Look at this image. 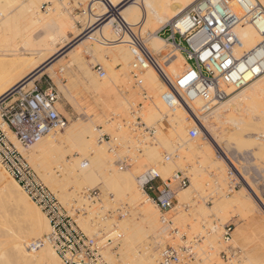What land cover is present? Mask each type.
I'll list each match as a JSON object with an SVG mask.
<instances>
[{"label":"bare ground","instance_id":"bare-ground-1","mask_svg":"<svg viewBox=\"0 0 264 264\" xmlns=\"http://www.w3.org/2000/svg\"><path fill=\"white\" fill-rule=\"evenodd\" d=\"M196 1L198 0H89L88 12L85 14V16L81 17L84 28L80 30L76 28L75 24L72 21H70L72 17L67 18L68 15L65 14L63 10H56L53 7H49L45 12L39 11L38 4H40V1L38 2V4H36L35 0H24V4L22 5L20 4L19 0H0V7L4 6L2 8V10L4 9L3 12L0 13H5L2 18L3 20L0 22V29L8 27L10 29V32L12 29V33L10 34V39H12L11 41H15L14 39H16L17 37L22 38V40L24 38H28L26 39L28 43L31 41V46H24L23 44L26 42H22L20 46L29 48L33 46L30 52L27 53H13L20 49V47L18 46L19 49L17 50L16 44L13 45L14 48L2 49V53L0 52L1 54H3V51L5 53H9L3 54L1 56L13 55L14 57L16 55L18 57H21L20 59H18L17 57V61H13L11 59L13 61L12 64H10L12 68L8 70L7 74L0 77V97L13 87L22 85L26 81H28L26 83L31 84V82L37 76L44 73L53 76L52 74L55 71V63H60L59 61L62 58H59L54 63H50V61L57 54H59L60 52L62 53L63 50H65L64 48H66L69 43L77 39L83 32L86 35L83 40H80L76 43V45L69 49L65 53V55L69 56V58H77L73 61L77 66L76 68L78 69V72H80L79 74L83 75V79L87 86H90L92 88V96L90 95L92 98L91 103H94L95 106H97V109H93L95 108V106H88V108L86 105L85 108H88V110H83L86 111L84 113H90V115L94 116L90 119L82 118V120H80V118H77L76 120H73V122L68 126L66 125V127L63 129L64 131L61 133L57 131L52 133L49 132L47 135L39 139L34 145H32L29 150H24L15 141L14 143L23 154V156L32 165V167L36 169L38 175L45 183V185H47L49 189L56 194L62 204L70 203L72 197L75 196L76 191H80V189L84 187L89 188L94 184L102 183L105 188H113L112 191L115 190L114 193L120 196H125L127 202L136 207L138 216L127 218L122 220L119 224H114V227L116 226V230L114 232L111 231V234L109 233L104 238V241L108 240V236L114 234L115 232L117 233V231L120 230L119 235L121 237V243L118 251L115 253L113 251L111 252L110 249H106L104 254L109 264L157 263V254L150 247L146 246L144 251L141 253L134 250L131 244L135 235H137V233L139 232H137L136 230L137 226H139L140 228H147L156 236H164V233L162 232L163 229H161V231L156 230V227L159 223V218L155 205L152 204V202L146 197L143 198L140 192H138V190L136 189V185L134 184V173L139 172L143 164L142 162L149 161L154 163L155 166L150 167L152 174H156L161 178H166V176H168L173 170L174 166H179L180 164H182V161L189 156V151L190 153H192L193 151H198V153H201L203 161L205 162L214 160L213 152L214 148L216 150V146L217 148H219V138L216 134H212L206 129L204 123L194 114V108H197L199 112H202L210 109L218 103H220V106H222L230 101V99L232 100L235 97L247 101V103L253 104L257 93L259 91H264V54H262V51L264 52V12H262L255 21H252V19L250 18L234 28V31L241 42L239 46L233 48L234 57L240 59L239 73L241 74L240 78L242 79L243 84L242 86L238 87L240 88V90L233 94L230 98L225 100L229 96V94H231V92L233 93V91H235L236 88H233L234 86L227 87L225 89L226 97L216 104H212L210 106H206L205 102L200 97H195L190 101H186V106L182 104L176 105L172 108H167L166 111H164V108L166 106L162 101L161 95L164 91H166V85L164 81H162V77L164 76L166 79L174 82L182 75L185 70L188 69L189 64L187 63L185 57L179 51H177L175 46L170 45L168 49L169 44L166 43V40L163 37L155 35L153 33V28L158 24L165 25L172 22L176 16H178L181 12H183ZM64 2L65 0L63 1V3ZM263 3L264 2H262L261 5ZM11 6H14L18 9H14L13 14L11 13L10 15H6L7 9ZM231 9L237 14L240 12V7L236 3H233L231 5ZM114 21H122L123 23L130 25L133 32L138 33L141 38H144V45L151 53L153 52L155 54H163L162 58H165L166 64L158 61L156 56L152 54L158 68L152 65H149V67H147V65L146 69L141 73L140 88H145L150 96H148L146 92H144L145 94L141 93L143 98H147L146 100H144V102H142L143 105L147 100L148 102H146L144 110L143 106L140 107L141 110L137 112V117H139L140 123L144 124V127L146 129L155 128L153 126L146 125L142 120V115L147 122L158 120L162 115L168 117L170 123V128L167 129L168 136L163 134L161 130H158L156 141V144L162 146L166 150H169L171 160L166 163H156V160L159 157L157 154V147L154 146L146 149L143 160L139 162L136 161L137 164L133 167V169H130L129 171H120V169L113 167H110L108 169L107 162L109 161L110 163V160H108L106 151L110 155V151L112 152V149H106V145L100 143L102 142V140L97 139V126L94 128V126L92 125V123L95 122L94 119H99L100 114L103 116H107L111 112H124L128 108L127 105H129V108L133 110V107L139 104V101H131L132 103L129 102L128 104V97H133L136 93H138L137 89L134 88L129 93L128 97H125L123 92L118 93V91H114L116 90V88H113L110 84L111 81L106 80V78L105 80L98 82L95 79L91 68L86 67L83 59L82 61H80L83 55L90 54L92 55V57L95 56L96 61L99 62V64L103 65V67H106L109 78L113 81V83L111 82L112 85H115V81L118 82V84H126L127 88L131 90V88H129L130 86H128L130 80L129 77H131L129 75L131 70H128V67L131 66L130 60L132 59V54L129 45L127 44L126 35L122 33L119 36L117 35L118 37H116V32L114 30L115 25L113 26ZM7 30L8 29H6V32ZM6 34H8V32ZM111 62H118L121 65L120 70H112L110 67ZM58 71H64V65L60 66L58 68ZM48 77L50 78V76ZM74 105L75 104H73V106ZM79 105L81 106V104ZM79 105L78 107L77 105H75L77 111L80 110ZM188 109H190L191 112H189ZM255 109L252 106H248V110L250 112L247 113H254V111H256ZM165 112L166 115L164 114ZM127 114L129 115L130 113L127 112ZM117 115L118 114H116L115 116ZM134 115L135 114H133V117H136ZM187 115H193L191 116V119L200 129L201 133H199L197 138H195L190 143L188 138L186 137L185 131ZM81 116L84 117L85 115ZM230 117H233V115H230ZM119 118L118 120H120ZM251 118H248L247 120L240 119L237 121H232L239 128L241 126H250L253 121ZM231 119L232 118H230V120ZM258 119L260 122H262L261 118H257V120ZM114 120L112 121L115 123ZM126 120L127 119H125V121ZM112 121L110 122L109 119L104 121L105 125H107V130H109L111 133L114 132V129L112 128ZM114 123L113 126L115 128L116 135L112 134V136L110 134L109 136H112L111 138H113L115 141H118L117 138H124L123 136H125L128 130L126 128L123 129L124 126L120 124L121 122L115 124ZM252 125L254 126V122ZM129 131H131V129ZM156 131H154V134L156 133ZM204 131L205 133H207L206 138H209V142H205V136H203ZM133 134H135V132ZM146 137L147 136L144 137V143L147 140ZM170 137L172 139L175 137L179 139L176 144H178V147L181 148V150H176V152L173 154L172 149H170V146L172 145ZM121 140L119 142H121ZM200 140H202V142H199ZM131 141L132 140H130V142ZM134 143L135 142H133V144ZM138 143L140 146H143V142H141V140H138ZM184 143H186V145L182 148V145ZM120 147L123 146L121 145ZM88 148L92 150V156H87L86 153ZM220 153L222 162L216 161V164L218 165L223 175L225 171L224 165H229V167L235 168L237 173H240L238 172L236 166L232 163V160H230V158H228L225 153H223L222 156V151L220 152V150H218V154ZM67 154L72 156V160H68L66 158ZM118 154L120 155L121 153ZM126 154L128 156L129 152ZM131 155L129 156L132 158ZM164 159L167 160L169 159V157L166 159L164 156ZM109 165H112V162ZM139 173L141 174L142 172ZM188 177L190 180V175ZM222 177L224 179V176ZM250 186L251 185L249 184V187ZM201 188L202 183L200 179L197 176L192 177L190 185L176 193L177 203L175 204L173 209H178L180 205H184L190 199L191 190L199 191ZM252 191L255 197H257V200L259 199L258 201L263 204V202L260 201V198H258V194L256 195L254 190ZM243 193V190L240 188L236 190L232 196L224 195V198L218 200L216 204L214 203V211H216L217 216H220L222 220L224 218L226 219V217H228L226 216L228 215L227 210H230V208H234V210H245L246 212L247 209H249L248 207L250 206V204L247 206V204L249 203L247 202V200V203H244L245 195ZM247 198L248 197H246V199ZM76 203L78 205H85L86 214L83 217L80 216L77 221L79 223V226L87 234H97L98 229H101L105 232L108 230V228L111 229L110 226L114 223V221L112 220V223V221L107 217L101 216L99 214L96 215L97 211H94L93 207H88V205L92 202H89L85 199L82 200V198L78 197ZM90 205H94V203ZM204 209L205 208H203L201 204H198L196 210H194L195 212L193 211V215L196 216V218L194 217L193 219H198L199 216L201 217L202 215H204ZM248 211L250 212V210ZM177 213L178 214L175 217V223L181 224V222H185L186 220H183V216L180 213V210H178ZM198 223L200 222L195 220L192 227L189 226L188 223L185 224L189 228L196 229L198 228ZM185 224L183 223L181 225L186 226ZM222 227L220 234L221 238ZM216 228V225L212 226L211 232H215L217 230ZM235 229L233 228L231 237L232 233L235 234ZM48 232L49 225L43 212L24 192L23 188L16 182V180L0 164V264H64L61 261L60 257L49 245V243L42 240L44 235ZM177 233H179L178 230ZM186 234H184V236ZM211 234L212 233H210L209 235ZM185 237H188L189 239V235H186ZM231 237L228 241H224V239L222 238L223 243L228 244L231 241ZM163 238L165 237H162V239H158V241L163 240ZM39 240L43 241L42 244L35 250H30V244ZM203 240L206 241L205 238ZM178 243H176V245ZM187 246L185 244V247ZM187 248L188 249L185 252L192 253L193 250L190 247ZM222 251L233 254L231 250L228 249V246H226V249ZM227 264L235 263H232L231 261Z\"/></svg>","mask_w":264,"mask_h":264},{"label":"rangeland","instance_id":"rangeland-1","mask_svg":"<svg viewBox=\"0 0 264 264\" xmlns=\"http://www.w3.org/2000/svg\"><path fill=\"white\" fill-rule=\"evenodd\" d=\"M35 1H36L35 2L36 4H38V2L40 1L39 2L40 4H38L39 5V11L45 12L49 7H53L56 10L57 9L63 10V12H65V14L68 15V16L66 15L67 18L72 17L71 20L70 19L69 20L75 24L77 29L82 30L84 28L83 21H81V19H82L81 17L85 16V14L88 12L89 0H65L66 3L65 2L63 3L64 0H50V1L35 0ZM261 1L264 2L263 0H259L260 3H262ZM19 2L22 5L24 4V0H19ZM55 4H56V6H55ZM3 7H0L1 13L4 10V9L2 10ZM14 9L16 10L18 8L14 7V6L9 7L7 9L6 15H10L11 13L13 14ZM1 13H0V22L3 20L2 18L5 14V13H3V14H1ZM117 22L118 21H114L113 26L116 25ZM163 26L164 25H160V24L154 26L153 33L155 35H158L156 33ZM6 29H8L7 30L8 34H6L7 33ZM114 30H115V26H114ZM115 32H116V30H115ZM11 33H12V29L10 32V29L8 27L0 29V36H1L0 37V49H1L0 52L2 51V49L14 48V46H13L14 44L17 45L16 46L17 50L20 47L21 51L19 49L18 51H15L13 53L19 54V53H23V52L24 53L30 52V50L33 48V46L31 48L24 47V46L25 45L31 46L30 45L31 41L28 43L26 40L28 38H24L26 40L25 41L24 39L22 40V38H20V37H17L20 39V41L17 38L14 39L15 41H11L12 40V39H10ZM115 35H116V37L119 36V34H117V32L115 33ZM85 36L86 35L83 32L77 39H75L74 41L69 43L67 45V47L64 48L65 50H63L62 53L60 52L59 54H57L58 56L56 55L53 58L54 60L52 59L50 61V63H52V62L54 63L59 58H62L59 61L60 63H57V64L55 63V68H54L55 71L52 74L53 76H51L47 73H44L42 75L37 76L31 82V84L26 83L28 81L23 83V85H25V88H31L34 85V83L37 85H45L47 83V81L50 82L51 84H53L59 92V101H58L57 107H58L59 112H61L66 117L67 126L70 123H72L73 120H76L77 118H80V120H82V118L90 119L94 116V115H90V113H84V112H86L85 110H88L89 107L95 106L94 103H91L92 102V100H91L92 99L91 98V96H92L91 89L92 88L90 86H87V84L85 83V81L83 79V75L79 74L80 72H78V69L76 68L77 66L75 65V62H73L77 58H75V57L69 58V56L65 55V53L69 49H71L74 45H76V43L79 42L80 40H83ZM158 36H160V35H158ZM161 37H163V36H161ZM143 39L144 38H142V40ZM14 42H16V43H14ZM22 42L23 43L26 42L23 44L24 46H20L22 44ZM34 42H35V40H34ZM69 45H71V46H69ZM23 47H24V49H23ZM169 47H170V45H168V49H169ZM1 53H0V74H1L0 77H2L8 73V70L12 68L10 66V64H12L13 61H17L16 59L18 57L16 55L14 57H13V55L1 56L3 54H6L7 52L5 53L3 51V54H1ZM7 54H9V53H7ZM151 54L155 55L156 58L158 59V61H160L162 63L166 62L165 58H162L163 54H160V53L155 54L153 52ZM20 58L21 57H18V59H20ZM82 59L86 65V67L91 68V70L93 71V75L98 82H101V81L105 80V78H106V80H109L113 83V81L110 80V78H109L106 67L105 66L103 67V65L99 64V62L96 61L95 56L92 57V55L86 54V55H83L81 57L80 61H82ZM132 59L130 60V62H132ZM7 60H8V62H7ZM63 65H64V71L59 72L58 68L60 66H63ZM97 65H100L103 72H104V75L102 77L96 71ZM7 66H8V69H7ZM110 67L114 71H117V70L119 71L121 68V65L118 62H114V63L111 62ZM147 67H149V65ZM145 69H146V67H145ZM128 70H131V66L128 67ZM1 71L3 74L1 73ZM129 75L131 76V71H130ZM48 76H50V78ZM107 77H108V79H107ZM129 78L131 81L129 80L128 86H130L129 88H131V90L127 88L126 84H124V85L118 84V82H115V81H114L115 85L113 84L114 86L112 85L111 82H110V84L113 88H116V90L113 89L114 91H116V92L118 91V93L123 92L125 97H128L129 93L134 88L137 89L138 91L137 90L136 91L138 93H136L133 97H128V104L131 101H136V102L139 101V104L135 105V107H133V110L131 108H129V105H127L128 108L124 112H119V113L111 112L107 116H103L100 114L99 119H97V120L94 119L95 122L92 123L94 128L97 126L96 128L98 131H96V132L98 134V137H97L98 140L101 138V135L103 134V139H102V142H100V143L106 145V149H112V152L110 151V155L106 151L107 156H108V160H110V163L112 162V165H109L110 164L109 161L107 162L108 169L110 167H113V168L120 169V171L121 170L122 171H129L130 169H133V167L137 164L136 161L139 162V161L143 160L144 153H145L146 149L149 147H154V146L157 147V154L159 157L156 160L157 164L166 163V162L171 160V157H170L171 155L169 153V150H166L162 146L156 144L158 130H161L163 132V134L168 136L167 129L170 128V123H169L168 117L160 115L162 118L160 117L158 120H155L152 122H147L142 115V120L145 122V124L148 126H153L155 129H146L144 127V124L138 123V122H140V119H139V117H137L138 116L137 112H139L141 110L140 109L141 106H143V110H144L146 102H148V100H147L143 105L142 102H144V100H146L147 98H143L141 93L143 94L144 92H146L148 96H150V94L148 93V91L145 88H140L141 83L136 84V82L134 81L132 76ZM263 80H264V78H263ZM233 88H235V87H233ZM239 90H240V88H235V91H233V93L231 92V94H229V96L225 100L230 98L233 94H235ZM255 100H254V103L251 104V103H247V101H244V100H241V99L235 97L232 100L230 99V101H228L227 103H225L222 106H220V103H218L217 105L211 107L210 109L202 111V112H199L197 110V108L196 109L194 108V114L204 123V125L206 126V129L210 133H212V134L214 133L218 136V138H219L218 144H219L220 149L217 148V146H216V150L214 148V152H213L214 153L213 154L214 160H210V161H206V162L203 161L202 155H201V153H198V151H193L192 153H190V151H189L188 152L189 156L186 157L185 160L182 161V164H180L177 167H175V166L173 167V170L170 172V174H172L173 171H177V170L183 171L184 170L183 172H186V174L188 176L190 175V180H189L190 182H191L192 177L197 176L202 183V188H201L202 190L201 189L199 191L191 190L190 191V199L184 205H180V207H178V209L172 208L165 215L166 219H164V220L161 218L160 212L157 209V207L155 206V208L158 212V218H159V223L156 227V230L161 231V229H163L162 232L164 233V236H161V237L156 236L152 232H150L147 228H142V227L140 228L139 226H137L136 230H137V232L139 231L140 233L138 232L137 235H135L134 239L131 242V244L133 246L132 248L134 250L142 253L144 251V249L146 248V246L150 247L157 254V261H156L157 263L156 264H161L160 263V255H161L162 249L164 247L170 246V245L175 247L176 250L179 251V253H182L184 249H188L187 247H190L193 250L191 258L189 256H187L188 252H184V258L182 259V261H180L179 263H176V264H227V263H230L231 261H232V263H235V264H238V263H241V264H264V91H262V92L259 91L255 97ZM72 103L77 105V107L79 104H81V106L79 105L80 110L77 111V108L75 107V105L73 106ZM88 104H90V105H88ZM86 105H87V107L88 106L89 107L85 108ZM248 106H252V107H254V109L256 108L255 109L256 111H254V113H251V114L247 113V112H250L248 110ZM167 108L168 107H165L164 108L165 110L164 109L163 110L166 111ZM83 109H85V110H83ZM93 109H97V106H95V108H93ZM127 112L130 114L128 115ZM82 113H84V114H82ZM116 114H118L120 118L118 117V115L115 116ZM133 114H135L134 116H136V117H133ZM164 114L166 115V112ZM81 115H85V116L82 117ZM86 115H88V116H86ZM126 115H128V116H126ZM230 115H233V117H230ZM112 116H115V117H112ZM131 116H132V118H131ZM191 116H193V115H191ZM191 116L187 115V117H186L187 123H186V130H185L186 131V137L188 138L189 143L192 142L195 138H197V136L200 133V129L197 127V135L195 137H190V135L188 133L189 129L194 125L196 126L194 121L191 119ZM254 117H255V119H254ZM118 118L120 120H118ZM230 118H232V119L230 120ZM248 118H251L253 120L252 124L254 122V126L251 124L250 126H241L238 128L237 125L233 122V121H237L240 119H246L247 120ZM257 118H261L262 122H260L259 119L257 120ZM107 119H109L110 122L114 119H115L114 120L115 123L121 122L120 124L124 126V127L122 126L123 129L126 128L128 130L127 133L125 134V136H123L127 140V142L124 138H121L123 140H121L120 138H117L118 141H115L113 138H111L113 135H116L115 134V128L113 126L114 122L112 121V128L114 129V132L111 133L109 130H107V128H106L107 125H105V123H104V121ZM125 119H127V120L129 119V120L125 121ZM123 121H124V123H123ZM134 127L136 128V130ZM130 129H131V131H129ZM63 131L64 130L57 131V132L61 133ZM154 131H156L155 134H154ZM52 132H55V131H51V133ZM134 132H135V134H133ZM110 134L111 135L113 134V135L110 137L109 136ZM133 135H135V136H133ZM144 135L147 136L146 137L147 140L145 143L143 141L144 137H145ZM206 135H207V133H205V131H204L203 136H205L204 137L205 142H209V140H208L209 138H206L207 137ZM129 138H131V139H129ZM119 139L121 140V142H119L120 141ZM204 139H203V142H204ZM130 140H132L131 141L132 144H131ZM138 140H141V142H143L142 143L143 146L139 145ZM170 140L172 142V145L170 146V149H172V154L175 153L176 150L177 151L181 150V148L178 147V144H176V142L179 141V139H177L176 137L172 139L170 137ZM124 142H126V143H124ZM133 142H135V143L133 144ZM199 142H202V140H200ZM124 144H125V146H124ZM121 145L124 148L120 147ZM129 145L133 146V147H130ZM185 145H186V143H184L182 145V148ZM128 146H129V148H128ZM29 149L30 148H28L26 150H29ZM122 150L123 151L125 150V151L123 152ZM218 150H220V152L222 151V156H223V153H225L228 156V158H230V160H232V163L236 166L238 172H240L241 174L237 173L235 168L229 167V165H224L225 171H224V175H223V173L220 171L218 165L216 164V161L222 162L221 153L218 154ZM113 151H114V153H113ZM128 152H129V154L127 156L126 153H128ZM185 152H187V151H185ZM118 153H121L120 154L121 158H120V155ZM86 154H87V156H92L93 155L92 150L88 148ZM124 155H126V156H124ZM129 155H131L132 158ZM164 156H168L169 159L165 160ZM66 158L68 160H72V156H70L68 154H67ZM137 158H138V160H137ZM27 162H28V160H27ZM142 163L143 164L139 170V172H142V173L146 170V168L148 169L150 167L155 166L154 163L149 162V161H144ZM29 165L32 167V165L30 163H29ZM32 168L37 173L36 169L34 167H32ZM229 170L231 171V175H229ZM139 172L134 173L135 174L133 177L135 180L134 184L136 185V189L138 190V192H140L141 196L143 198H145V195L142 193V191L140 190L138 183H137V177L140 175ZM168 176H166V177H168ZM222 176H224V179ZM230 177L234 178V180H236V178H238L239 184L236 185L235 187H233V185H232V187L230 188L229 187ZM241 178H243V179H241ZM245 179H246V181H245ZM190 182L187 185V187L190 185ZM247 182L251 185L250 187L252 190H254L256 195L258 194L257 196H259L258 198H260V201H262L263 204H261L258 201L259 199L257 200V197H255L253 191L250 189L249 184ZM84 188L80 189V191L75 192V196H73L74 199L72 197L71 202L76 203L78 200V197L81 198L80 197L81 192L83 191ZM89 188H97L99 191V195L95 199V201L92 202V203H94V205H90V204H92V203H90L88 205V207L89 208L93 207L94 211H97L96 215L99 214L101 216L107 217L111 221L112 220L114 221V223L112 221L113 224L110 226V228L112 230L109 228L106 232L101 230V229L97 230L98 231L97 233H101V236H107L109 233L111 234V231L114 232L116 230V226L114 227V224H117V223L119 224L124 219L133 218L135 216H138L136 207L134 205H131V203L127 202L125 196H120V195L114 193L115 190L112 191L113 188L107 189L103 186L102 183L94 184V185L90 186ZM240 188L243 190V192H244L243 194L245 195L244 203L247 200V202H249L247 204V206L250 204V206L248 207L249 209L246 208L247 211L245 212V210H243V211L240 209L234 210V208H230V210H227L228 215H226V216H228V217L225 216L226 219L224 218L225 220L224 219L222 220V218H220V216H217L216 211H214L215 210L214 205L216 204V202L218 200L224 198V195L232 196L235 193V191L240 189ZM246 197H248L249 199L248 198L246 199ZM176 203H177V200H176V196H175V201H174L173 207L175 206ZM152 204H154V203L152 202ZM198 204H201L203 206V208H205L204 209L205 214L202 215L201 217L199 216L198 219H195L196 221L200 222V223H198L199 224L198 228H196V229L195 228L194 229L189 228V227H187L186 224L188 223L189 226H191V227L194 224L195 220L193 218L194 217L196 218V216L193 215V211L196 210V207ZM103 205L106 207H104ZM252 205H253V207H252ZM178 210H180V213L183 216V220H186L185 222H183L184 224L186 223L185 224L186 226H182L181 225V224H183L182 222H181V224L175 223L176 222L175 217L178 214L177 213ZM248 210H250V212ZM241 214H243V215H241ZM245 214H246V216H245ZM225 223H230L234 229L235 228L237 229V230L235 229V234L232 233L231 241L228 244L223 243L221 235H220L221 234V227ZM214 225L217 226V228H216L217 230L215 232L214 231L211 232V228ZM156 230H154V231H156ZM177 230L179 231V233H177ZM119 231H117V233L115 232L114 234L108 236L109 239H111V244L109 245V247L111 248L110 249L111 252L113 251L116 253L120 247L121 237L119 235ZM173 232H176L177 234L173 233ZM209 232L212 234L209 235L210 234ZM184 234L189 235V239H188V237L186 238L185 237L186 235L184 236ZM162 237H165V238H163V240H161V241H158V239H160V238L162 239ZM176 237H178V238H176ZM204 238L206 241L203 240ZM176 240H177V242H176ZM178 241H179V243H178ZM176 243H178V244L176 245ZM185 244H186V246L187 245L188 246L185 247ZM210 246H212V247H210ZM226 246H228V249H230L231 252L233 253V255H234L232 257L233 259L232 258L227 259V258H223L221 256L220 251L225 250Z\"/></svg>","mask_w":264,"mask_h":264},{"label":"built area","instance_id":"built-area-1","mask_svg":"<svg viewBox=\"0 0 264 264\" xmlns=\"http://www.w3.org/2000/svg\"><path fill=\"white\" fill-rule=\"evenodd\" d=\"M233 3L240 7L238 14L231 9ZM262 12L264 7L257 0H198L165 24L156 34L163 36L167 44L175 46L189 64L174 82L162 77L166 85V91L161 95L165 106H186V101L195 97H200L206 106H210L226 97L227 87L242 86L240 59L233 55V48L241 42L234 28L250 18L255 21ZM115 26L117 34L123 33L127 37L133 58L131 76L139 84L145 67L152 65L158 68L157 63L130 25L120 21ZM96 71L101 77L104 75L100 65L96 66ZM58 101L59 92L48 81L45 85L34 83L31 88L18 85L0 97V164L45 215L49 232L42 240L49 243L64 264H109L104 254L106 249H111V239L104 241L105 236L101 233H97L98 237L97 234L89 235L79 226L77 220L85 216V205L62 204L14 143L28 149L49 132L63 130L67 119L59 112ZM188 133L195 137L197 126H192ZM137 183L164 219L173 208L176 193L189 184V177L186 172L177 170L161 178L148 168L137 177ZM238 184V178L230 177V188ZM98 195L97 188H85L81 192L82 200L89 202H94ZM232 230L230 223L223 224L224 241L230 239ZM42 242L31 243L29 249L35 250ZM186 250L179 253L173 246H166L161 251L160 263H178ZM220 254L223 258L233 256L225 251H220ZM187 256L191 258L192 253H187Z\"/></svg>","mask_w":264,"mask_h":264}]
</instances>
